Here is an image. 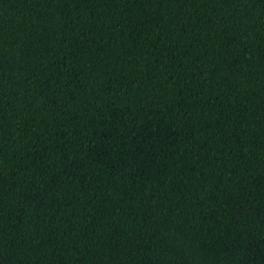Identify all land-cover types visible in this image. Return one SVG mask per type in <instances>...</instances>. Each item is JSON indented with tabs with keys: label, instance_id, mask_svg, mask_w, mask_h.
I'll use <instances>...</instances> for the list:
<instances>
[{
	"label": "trees",
	"instance_id": "1",
	"mask_svg": "<svg viewBox=\"0 0 264 264\" xmlns=\"http://www.w3.org/2000/svg\"><path fill=\"white\" fill-rule=\"evenodd\" d=\"M0 264H264V0H0Z\"/></svg>",
	"mask_w": 264,
	"mask_h": 264
}]
</instances>
